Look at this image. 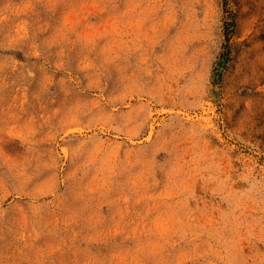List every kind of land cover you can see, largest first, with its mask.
Here are the masks:
<instances>
[{
	"label": "rangeland",
	"instance_id": "obj_1",
	"mask_svg": "<svg viewBox=\"0 0 264 264\" xmlns=\"http://www.w3.org/2000/svg\"><path fill=\"white\" fill-rule=\"evenodd\" d=\"M0 264H264V0H0Z\"/></svg>",
	"mask_w": 264,
	"mask_h": 264
}]
</instances>
